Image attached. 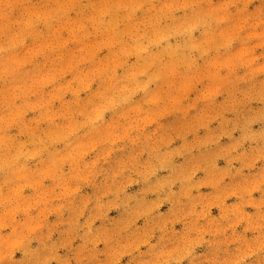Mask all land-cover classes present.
I'll list each match as a JSON object with an SVG mask.
<instances>
[{
	"label": "rangeland",
	"instance_id": "rangeland-1",
	"mask_svg": "<svg viewBox=\"0 0 264 264\" xmlns=\"http://www.w3.org/2000/svg\"><path fill=\"white\" fill-rule=\"evenodd\" d=\"M0 264H264V0H0Z\"/></svg>",
	"mask_w": 264,
	"mask_h": 264
}]
</instances>
